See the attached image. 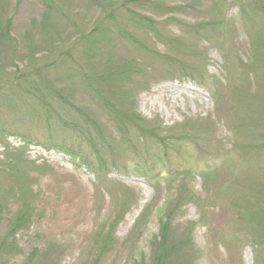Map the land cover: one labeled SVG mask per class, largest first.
Instances as JSON below:
<instances>
[{
    "label": "rangeland",
    "instance_id": "obj_1",
    "mask_svg": "<svg viewBox=\"0 0 264 264\" xmlns=\"http://www.w3.org/2000/svg\"><path fill=\"white\" fill-rule=\"evenodd\" d=\"M118 2L62 0L58 11L46 12L42 0H0V33L11 20L13 39L0 51V85L31 62L43 64L71 47L74 62L62 54L52 76L72 103L109 132L118 151L104 155L108 168L95 173L89 162L96 166V157L88 147L79 148L74 132L49 134L39 121L26 126L0 111L6 131L0 133L1 165L13 158L6 160L5 153L23 155L22 182L28 185L24 198L17 189L16 196L7 194L0 238L21 203L33 207L30 226L18 233L0 264H155L163 224L181 243L172 264H256L245 232L247 215L238 216L234 203L245 196L248 187L242 184L264 186V156L261 163L242 160L231 146V93L248 89L264 105V72L244 71L262 48L264 18L244 14L237 0H155L160 6L144 8L125 2L113 10ZM125 9L147 17L153 29ZM213 20L194 35L197 24ZM98 25L108 29L96 37V47L87 46L81 37ZM174 41L193 51L195 58L187 60L199 65L203 79L173 65L181 61ZM116 64H128L134 74L114 82L113 92L126 101L131 95L146 127L164 141L154 136L135 151L116 146L119 135L83 80ZM1 181L8 188L9 180Z\"/></svg>",
    "mask_w": 264,
    "mask_h": 264
},
{
    "label": "trees",
    "instance_id": "obj_2",
    "mask_svg": "<svg viewBox=\"0 0 264 264\" xmlns=\"http://www.w3.org/2000/svg\"><path fill=\"white\" fill-rule=\"evenodd\" d=\"M54 0H42L46 6V12L58 11L59 7ZM194 1V0H189ZM125 2H129L127 5H132L133 2L144 8L149 6H160L155 3V0H122L115 3L113 10L124 8ZM188 2V1H187ZM238 4H241L240 8L244 14L249 12H256L259 16L264 18V0H237ZM188 4V3H187ZM192 4V3H191ZM131 13L130 9H125ZM134 20L139 25L152 28L149 19L145 16L135 17ZM215 20V19H214ZM212 22L205 23L200 22L193 29L194 35L198 37L201 34L200 31L205 30L211 25ZM114 23V20H113ZM10 24L11 20L7 22L5 31L0 33V51L5 48L2 44L10 45L13 39L10 38ZM101 25L95 27V31L89 32L83 35L81 39L85 41L87 46L96 47L97 36H101L103 31H107V28H100ZM110 28V27H109ZM153 29V28H152ZM9 30V31H8ZM196 33V34H195ZM80 40V39H79ZM81 41V40H80ZM261 49L258 52L255 60L251 62L249 67H245L244 71L249 68L258 70L257 73L264 72V39L261 40ZM83 45V44H82ZM15 46V45H14ZM13 46V47H14ZM175 51L181 57L179 63L172 62L183 75L191 76L197 79H203L204 72L200 69L199 65L194 61H188L187 59L195 58L190 52L180 49L181 43L174 41L173 43ZM10 46V48H13ZM68 50L60 49L55 58L49 59L47 62L33 63L31 62L28 69L25 72H15L13 78L9 83L0 85V111L8 118L14 117L15 120L22 122V124L30 125L33 122L39 121L45 127V130L51 133H58L60 130H70L74 132L79 148L88 147L91 156L96 157V166L92 162H89V167H93L95 173L98 170H107V163L104 159V155H109L108 152L113 155V150L117 149L111 147L106 133L109 136V132H106L101 125L98 124L97 119L92 113L86 112L80 106H76L72 103V98L67 90L60 89L57 82L52 76L53 69L56 68L62 61V54L65 55L72 63L75 58L70 52L71 47H66ZM66 52V53H65ZM88 59H91L88 57ZM107 65L113 63L112 60L106 61ZM128 64H116L113 67L111 65L106 68L101 67L97 71L86 73L83 80L86 81L85 86L89 89L90 93L96 94L98 97L97 103L108 114L112 121V125L116 133L119 135V141L116 146L121 145L123 149L133 147V151L142 148L141 141L148 142L154 136L156 140L159 139L157 135H154L149 127H146V121L137 113L133 106V102L130 97L126 101L122 96L113 92V83H122L123 80L128 81L133 76V70L128 69ZM73 67V66H72ZM256 73V74H257ZM72 76L71 73L69 75ZM69 77V78H70ZM90 77V79H88ZM100 85V88H97ZM109 86L107 89H103L102 86ZM103 92V93H102ZM126 92H123V94ZM231 102H232V130L234 132V139L231 146L236 149L238 154L242 157V160H250L257 163H261V159L264 156V105L262 107L261 101L258 97L248 93V89L235 88L232 90ZM5 96H9L5 98ZM129 96V94H128ZM17 99L18 102H14L11 98ZM0 112V113H1ZM5 133V128L0 127V133ZM13 134V133H12ZM112 136V134H111ZM186 138V137H185ZM67 139V138H66ZM159 144V143H158ZM136 146V147H135ZM135 147V148H134ZM144 147V146H143ZM153 147V146H152ZM146 155L147 146L142 149ZM6 160L1 165L0 161V223L4 219V214L7 209V194H12L14 189L18 190V193L24 198L28 191V185L26 182H22L24 175V157L20 154H8L5 153ZM140 156V152L138 151ZM239 157V156H238ZM88 159L86 158V161ZM115 160V159H114ZM113 162V161H112ZM228 165H235L233 162H229ZM113 166H117V161L113 162ZM96 167V168H95ZM98 168V170H97ZM99 171V172H100ZM2 177L5 180H9L8 188L2 183ZM236 183V182H235ZM253 184V183H252ZM242 184L243 187H248L245 191V196L235 200V206L238 207L237 215L246 216L248 223L246 225V235L249 238V243L254 246V256L256 264H264V186L262 184ZM8 189V190H7ZM14 196L16 194L13 193ZM33 219V207L30 202L26 201L21 203L20 208L16 211L14 216L11 217L9 227L4 235L0 238V256L8 254L14 246V241L19 232L29 227ZM169 225V224H168ZM161 238L158 244L154 246L155 264H172L173 255L180 244L175 243L172 240V232L169 230L166 224L161 227ZM5 264V263H3Z\"/></svg>",
    "mask_w": 264,
    "mask_h": 264
}]
</instances>
